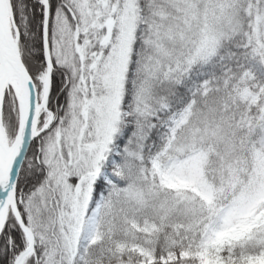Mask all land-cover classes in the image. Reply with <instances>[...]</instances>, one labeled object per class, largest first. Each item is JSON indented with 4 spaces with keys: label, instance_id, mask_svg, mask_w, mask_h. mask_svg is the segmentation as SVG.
Returning a JSON list of instances; mask_svg holds the SVG:
<instances>
[{
    "label": "snow or ice",
    "instance_id": "snow-or-ice-1",
    "mask_svg": "<svg viewBox=\"0 0 264 264\" xmlns=\"http://www.w3.org/2000/svg\"><path fill=\"white\" fill-rule=\"evenodd\" d=\"M0 264H264V0H0Z\"/></svg>",
    "mask_w": 264,
    "mask_h": 264
}]
</instances>
